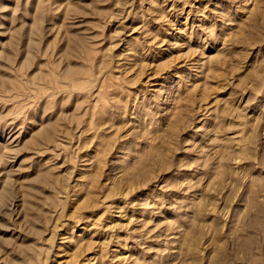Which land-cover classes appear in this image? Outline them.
Segmentation results:
<instances>
[{"label":"rangeland","instance_id":"374dc122","mask_svg":"<svg viewBox=\"0 0 264 264\" xmlns=\"http://www.w3.org/2000/svg\"><path fill=\"white\" fill-rule=\"evenodd\" d=\"M0 264H264V0H0Z\"/></svg>","mask_w":264,"mask_h":264}]
</instances>
